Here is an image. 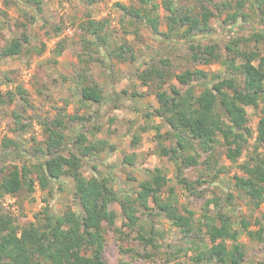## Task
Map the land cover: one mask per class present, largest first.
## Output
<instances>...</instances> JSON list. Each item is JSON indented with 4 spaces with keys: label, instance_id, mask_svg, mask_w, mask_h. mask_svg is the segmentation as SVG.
Returning <instances> with one entry per match:
<instances>
[{
    "label": "trees",
    "instance_id": "16d2710c",
    "mask_svg": "<svg viewBox=\"0 0 264 264\" xmlns=\"http://www.w3.org/2000/svg\"><path fill=\"white\" fill-rule=\"evenodd\" d=\"M136 1L137 6L117 3L123 14L121 22L134 27L133 32L137 34L141 27L147 28L156 40L169 48L166 52L168 57L152 58L136 74L141 85L155 86L159 107L152 115L161 118L169 127L165 141H170V145L161 146L159 155L176 165L180 184H184L189 192L201 196L204 193L196 190L208 182L212 171H217L216 179L225 170L224 167H216L219 163L215 152L223 148L226 158L237 165L239 172L233 176V180L239 196L253 208H259L264 203V0H235V11L228 12L223 21L232 27L240 21H248L249 13L243 11L248 7L259 16L263 24L261 30L251 32L249 38L226 36L223 40L209 41H203L201 37L215 33L211 20L218 17L216 10L220 14L228 11L233 7L232 0H200L199 12L184 7L181 0H164L162 6L168 13L164 17L159 13L160 5L153 0ZM43 2L25 1L23 17L26 22L16 23L22 31L7 40L1 48L0 61L33 52L35 48L31 46L30 26H34L42 14ZM22 3L19 0L17 5L21 6ZM163 25L166 30L161 29ZM109 26L108 19L89 18L83 22L84 50H90L93 46L103 48L101 56L95 60L110 68L114 59L123 63L135 61L134 49L128 43L110 46ZM56 29L60 32V28ZM87 35L93 39H85ZM63 44L64 40L59 41L58 54L63 51ZM44 51L40 49L37 54L41 55ZM175 53L180 55L176 56ZM174 59L179 65L184 63L186 70L176 73L174 70L177 71L178 66ZM213 64L225 68L224 74L190 69ZM84 69L87 72L86 64ZM174 80L180 83V88L173 84L164 89L167 83ZM6 83L12 81L8 78L7 82L1 84ZM78 85L81 86L80 99L83 104H101L105 101L104 90L99 84ZM109 92L113 97L112 102L117 101V97L136 100L145 96L138 90L126 88ZM7 95L10 104L19 99L26 108H35L30 94L21 85L16 86L14 91H8ZM115 106L118 107L116 103ZM247 107L257 110L260 117L256 136L248 125ZM14 116L18 126L11 131H25L30 126L21 122L20 115L14 113ZM91 117L76 115L70 119H80L84 124ZM144 117L149 119L151 114ZM113 120L110 119V122ZM42 124L47 138L40 143L41 146L34 147L28 153L21 152L19 134L15 135V139L7 138L4 141L5 149L0 155V172L3 170L4 173L0 178V199L7 195L18 196L24 190L33 193L36 185L42 190L49 189L50 196H54L55 186L61 189L64 179H70L75 188L76 205L60 215L51 213L48 205L44 209L45 215L40 213L35 216L36 223L23 226L10 213H1L0 264H107L103 254L111 241L119 248L118 264H133L138 257L154 258L171 254L161 243L166 232L153 224L150 227L142 225L140 222L144 215L149 219L157 217L169 220L172 227L187 239L193 231L204 233L209 243L193 257L194 264H244L247 250L239 242L240 225L252 241L264 242V220H256L260 229L250 230V222L244 218L240 221L237 210L233 209L234 195L228 194V204L221 205L220 198H208L201 219L195 221L194 212L188 211V216L180 213L175 204V189L170 190L168 200H164L163 193L169 182L165 168L147 170L145 180L133 192L117 191L111 185L114 181L112 175L105 176L98 169L100 152L109 148V141L97 138V127L81 130L72 140L65 133L67 127L62 128V121L57 120L52 126ZM155 128L160 131L157 125ZM141 131L145 132V127L133 135L132 147L140 143ZM158 138L161 140L162 135L158 134ZM24 156L26 158L22 159ZM199 158L204 161L200 163ZM8 159H19L21 165H7ZM199 164L203 165V169L196 181L182 177L185 168ZM87 165H91L90 175L83 172ZM5 168H8L7 172ZM115 206L120 207L119 212ZM202 226L206 228L205 231ZM126 256H129V260L125 259ZM169 262L170 258L166 263ZM260 264H264V261Z\"/></svg>",
    "mask_w": 264,
    "mask_h": 264
},
{
    "label": "rangeland",
    "instance_id": "374dc122",
    "mask_svg": "<svg viewBox=\"0 0 264 264\" xmlns=\"http://www.w3.org/2000/svg\"><path fill=\"white\" fill-rule=\"evenodd\" d=\"M19 0H0V51L7 43V40L17 36L22 31L16 23L26 22L23 17V10L26 6V0H20L21 6L17 5ZM83 1V3H82ZM164 0H153L160 5L159 13L164 17L168 13L164 10L162 3ZM220 1V0H216ZM200 0H181V4L186 8H191L199 12L198 4ZM117 3L126 5H138L136 0H44L43 12L37 18L34 26H30L31 46L35 48L31 54L23 53L21 56H14L0 61V155L4 151V141L15 139L19 134L21 143V152L28 153L36 146H41V142L47 138L45 127L42 123L52 126V123L62 121L63 127H67L65 133L68 139L74 140L81 130L97 127L95 132L98 139H108L109 148L100 152L98 169L103 175H112L114 181L111 185L120 192L130 193L135 191L145 180L147 170L156 168H165L169 179L165 187L163 198L168 200V192L175 189V204L180 213L188 216V211L195 214L196 219H201L203 206L208 198H220L219 203L228 204L227 195H234L233 209H236L240 221L242 218L250 222V230L260 229L256 223L257 219L264 220V203L257 209L249 205L244 199H241L234 185L233 176L238 173L236 164L231 163L225 156L224 149L218 148L215 152L218 159L217 168L224 167V172L215 179L217 171H212L208 177V182L197 188V192L204 193L196 195L189 192L184 184L179 183V177L176 165L161 157V146H169L170 141H165L166 133L169 130L167 124L159 117L152 115L153 111L159 107L156 97V88L141 85V81L136 79V74L145 68V63L156 56L168 57L166 52L168 46L156 40L152 31L141 27L140 33L133 32L134 27L127 26L121 22L122 12ZM233 9L220 14L216 10L218 17L211 20V25L216 30L212 36H202L203 41L210 39L223 40L226 36H244L250 37L251 32H256L263 28L260 18L247 7L243 11L249 13L248 21H240L236 26L226 25L223 21L228 12L235 11V0H232ZM23 7V9H21ZM212 6H210L211 8ZM32 9V7H30ZM213 9V8H212ZM215 10V9H213ZM32 13V10H30ZM91 16L88 17L87 15ZM89 18L96 20L108 19L109 26V44L112 47L120 46L124 42L128 43L135 52V61L126 63L112 60V67L105 66L96 61L97 57L104 51L103 48L93 46L90 50H84L82 36L84 32L81 24ZM56 28H60V32ZM162 30L167 28L163 25ZM233 34H232V32ZM59 33V34H56ZM85 39H93L92 36H86ZM64 40L63 51L58 54V43ZM45 51L38 55V51ZM176 56L180 53H175ZM108 57V56H107ZM96 59V60H95ZM175 60V59H174ZM176 61V60H175ZM181 61V60H178ZM85 64L88 66L87 72H84ZM176 73L186 70L187 66L177 64ZM190 68V67H188ZM203 69L210 73L224 74L225 68L218 64L210 66L198 65L190 68ZM8 73V76L6 74ZM10 79L12 83L1 84ZM67 79V80H65ZM97 83L104 90L105 101L101 104H83L81 102V86L78 85ZM181 85L176 80L167 83L164 89L170 85ZM21 85L30 94L33 107H25L17 99L9 103L8 91H14L15 87ZM138 90L145 93L144 97H137L136 100H129L125 97H117L113 101L110 96V90L118 91L120 89ZM115 98V97H114ZM2 100L5 102L2 103ZM118 107H114V105ZM249 126L254 130L259 121L258 111L252 107H247ZM14 113L20 115L22 123H28L30 126L17 133L11 129L17 127V119ZM151 114V118L146 119L144 115ZM83 117L92 116L90 121L83 123L77 119L71 121L73 116ZM110 119H114L110 122ZM82 125V126H81ZM84 125V126H83ZM160 127V131L155 126ZM146 129L140 133L141 141L138 146L132 147L133 135L140 132V128ZM158 134L162 135L161 140ZM113 147V148H112ZM14 149V146H11ZM205 158L206 155L202 154ZM24 156L22 159H25ZM200 163L204 161L199 158ZM7 165H21L19 159H8ZM93 164V163H92ZM91 164V165H92ZM87 165L83 172L90 175L92 171ZM2 167H0V170ZM203 165L201 164L185 168L182 177L193 182L199 177ZM3 171V170H2ZM0 172V178L2 176ZM8 168H5V172ZM35 177V176H34ZM62 188L54 191V196H50L49 189L42 190L36 185V191L28 193L24 190L18 196L7 195L0 199V214L10 213L16 218L19 225L23 226L31 222H37V214L45 215V207L50 206V212L55 215L63 214L68 208H75V188L70 179H64ZM60 186V185H59ZM53 197V198H52ZM47 199H50L48 202ZM227 202V203H226ZM119 212L120 207L115 206ZM145 227L152 224L163 230L165 236L161 243L166 246L167 256L161 255L154 258L138 257L133 264H194L193 257L205 249L209 240L204 233L193 231L188 235V239L180 232L169 220L162 218L149 219L142 216L141 222ZM207 223V222H205ZM204 223V224H205ZM203 231H205V227ZM239 242L247 250V258L244 264H260L264 261V242L252 241L240 225ZM118 245L111 241L106 247L103 258L107 264H118L119 261ZM164 250V252L166 251ZM129 260V256L125 257Z\"/></svg>",
    "mask_w": 264,
    "mask_h": 264
}]
</instances>
